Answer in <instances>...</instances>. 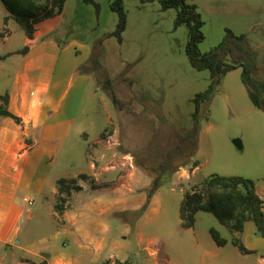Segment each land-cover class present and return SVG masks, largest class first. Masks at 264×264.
<instances>
[{
	"label": "rangeland",
	"instance_id": "374dc122",
	"mask_svg": "<svg viewBox=\"0 0 264 264\" xmlns=\"http://www.w3.org/2000/svg\"><path fill=\"white\" fill-rule=\"evenodd\" d=\"M73 3L68 1L65 15L40 25L36 46L51 52L73 38L87 41L91 53L80 61L83 70L78 74L88 80L66 141L41 164V173L48 175L47 198L28 191L15 195L14 208L21 214L19 236L35 245L38 253L64 256L75 264H101L109 257V264H117L118 259L128 264H164L165 255L170 264H198L196 240H209L203 228L219 223L212 214L201 213L208 219H198L192 231L181 230L182 195L201 186L205 175L232 167L239 158L253 164L258 162L254 159L264 160L259 154L264 146V112L249 102L241 69L226 74L203 104L195 155L174 153L171 166L181 167L160 175L159 187L145 206L159 165L178 146V133L192 127V99L208 87L209 72L191 67L185 54L188 29L174 27L175 9L163 10L157 1L123 0L127 24L119 42L110 35L117 23L114 12L102 6L100 24L86 13L83 24L75 23ZM196 5L204 22L199 51L207 53L217 46L226 29L245 34L257 51L258 75L264 81V0H196ZM7 16L0 2V54L27 45L24 32L12 19L3 23ZM1 65L0 94L20 88L27 97L43 100L44 74L26 73L20 56ZM112 92L117 102L112 101ZM10 108L15 111V103ZM234 140L241 142V148ZM197 159L201 163L197 177L184 179L182 169L187 175ZM79 174L87 179L77 180L82 189L71 193L64 209L71 217L64 219L55 211L58 198L52 192L58 179ZM115 186L122 189L121 195L114 193ZM24 197L32 204L27 205ZM138 210L143 211L139 217ZM66 224H73L72 230L80 228L81 246L59 229Z\"/></svg>",
	"mask_w": 264,
	"mask_h": 264
},
{
	"label": "crops",
	"instance_id": "0c3cea01",
	"mask_svg": "<svg viewBox=\"0 0 264 264\" xmlns=\"http://www.w3.org/2000/svg\"><path fill=\"white\" fill-rule=\"evenodd\" d=\"M68 1L66 0L61 14L47 20H55L60 15H65ZM92 1L97 5L98 13H96L94 4H84L81 0H74L71 19L75 23L83 24L86 18L83 15L86 13L90 15L91 20H95V24H100V9L103 6L104 9L110 10V1ZM194 3L196 4V0ZM74 12L76 13L75 17ZM45 21L38 24L33 42L26 38L27 45L30 46L27 54H14L0 60L1 67H4V63L8 59L20 56V65L26 73L37 72L40 77L42 74L45 75L43 86L45 94L41 101L22 94L20 88L16 92H6L9 95L8 110L20 118L19 124L10 117L0 116V264H75L74 259H68L64 256L52 257L38 253L35 245L22 241L24 238L19 236L21 214L14 208L17 191H28L34 195L47 198L44 191L48 175L41 173V164L52 157L66 141L76 119V104L88 80L86 75L78 74L77 71L80 68V63L91 53V46L87 41L79 42L73 38L63 47H58L51 52H46L45 46L38 49L36 46L37 34L40 31V25H43ZM70 28L68 26L67 31ZM22 79L24 81L23 76ZM13 103H15V111L10 108ZM237 141L240 143L239 148H241V142ZM259 154L264 157V146L261 147ZM239 159L232 167L229 166L223 171L220 170L212 174L240 176L253 180L256 193L263 200L264 210V160L254 159L258 162L253 164L252 161H244L243 159L246 157ZM197 160L199 165L189 170L187 175L186 170L182 169L184 179L191 181L197 177L201 165L200 160ZM209 176L205 175L204 179ZM114 188V193L121 195L122 189L118 186ZM56 193V190L52 192L53 195ZM54 213L52 212V216ZM201 213L207 212H198L195 215L194 227L187 230H194L198 219H208V216L201 215ZM62 216L64 219L71 217L69 211L65 210ZM216 221L219 223L217 219ZM73 226V224L72 226L66 224L59 229L69 232L76 239L75 242L81 246L83 242L80 240L82 235L80 228L76 227L72 230ZM209 226L204 227L203 230L206 228L205 231L210 236L209 230L213 227L217 228L222 238L226 240V244L219 247L211 236L208 240L203 238V234V241L197 239L195 243V248L201 254V260L198 264H264V237L257 233L253 222H246L240 233L231 232L220 223L216 225L210 222ZM234 238H239L243 247L250 253H241L232 243ZM118 260L125 261V259ZM164 260V264H170L167 255H165Z\"/></svg>",
	"mask_w": 264,
	"mask_h": 264
},
{
	"label": "trees",
	"instance_id": "16d2710c",
	"mask_svg": "<svg viewBox=\"0 0 264 264\" xmlns=\"http://www.w3.org/2000/svg\"><path fill=\"white\" fill-rule=\"evenodd\" d=\"M84 4H94L92 0H81ZM109 8L117 15L115 30L110 34L121 42L122 33L126 29L127 15L124 9L123 0H109ZM140 3H152L157 1L163 10L175 9L174 27L186 25L188 29V41L185 47L186 57L197 71L207 70L209 72V84L203 91L197 93L192 102L194 112L192 114V127L185 133H178V146L168 153L166 163L159 165V174L154 177L150 184L146 197V204L155 194L159 187L160 175L164 172L174 173L179 167L171 166L174 153L181 151L185 156L191 158L197 150V138L200 128V116L203 104L209 101L211 95L217 90L222 78L230 71L241 69L240 80L245 87L248 99L251 104L264 112V81L258 75V54L249 44L245 34H235L226 29L222 41L207 53L199 51V44L204 40L202 27L204 22L197 10L195 0H139ZM3 7L8 12V16L3 18L5 24L8 19H12L25 37L33 42L35 32L39 23L54 18L62 13L66 0H0ZM96 10L97 5L94 4ZM2 36V32H0ZM30 46L26 45L14 52L0 55V60L14 54L25 55L29 52ZM78 68V73L82 72ZM108 83V81H106ZM112 101H116V96L111 93ZM9 95H0V116L12 118L16 123H20V118L8 110ZM208 115V110L205 112ZM199 165L198 160L192 162V168ZM157 169H153L155 171ZM157 170V171H158ZM86 180L85 174H79L76 178H60L56 181V192L58 201L55 204V211L62 214L65 204L68 202L73 191H80L82 187L77 184V180ZM144 206V209H145ZM141 212L135 214L141 216ZM198 212H207L214 215L218 222L226 226L231 232H242L244 224L248 221L254 223L257 233L264 237V210L263 200L256 193L255 182L240 176H221L212 174L205 178L201 186L192 187L186 190L179 202L178 216L180 219V229L187 230L194 227L195 215ZM137 217V216H136ZM210 236L215 244L222 247L226 244L219 233L211 228ZM241 253L249 254L241 244L239 238L232 240ZM117 264H128L126 261H116ZM101 264H109L105 261Z\"/></svg>",
	"mask_w": 264,
	"mask_h": 264
},
{
	"label": "built area",
	"instance_id": "2783aa9c",
	"mask_svg": "<svg viewBox=\"0 0 264 264\" xmlns=\"http://www.w3.org/2000/svg\"><path fill=\"white\" fill-rule=\"evenodd\" d=\"M23 200H24V202L27 203L28 205H31V204H32L31 200H29L28 198H24Z\"/></svg>",
	"mask_w": 264,
	"mask_h": 264
},
{
	"label": "water",
	"instance_id": "95a60500",
	"mask_svg": "<svg viewBox=\"0 0 264 264\" xmlns=\"http://www.w3.org/2000/svg\"><path fill=\"white\" fill-rule=\"evenodd\" d=\"M236 146L240 147V143L237 140H234Z\"/></svg>",
	"mask_w": 264,
	"mask_h": 264
}]
</instances>
